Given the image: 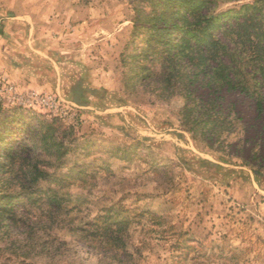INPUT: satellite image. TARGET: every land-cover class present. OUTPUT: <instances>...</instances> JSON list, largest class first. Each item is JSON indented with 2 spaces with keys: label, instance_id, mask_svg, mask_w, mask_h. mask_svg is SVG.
Listing matches in <instances>:
<instances>
[{
  "label": "rangeland",
  "instance_id": "1",
  "mask_svg": "<svg viewBox=\"0 0 264 264\" xmlns=\"http://www.w3.org/2000/svg\"><path fill=\"white\" fill-rule=\"evenodd\" d=\"M150 3L0 0V76L57 106L0 104V150L15 153L1 161L13 172L6 191L19 198L17 226L0 232V264H264V174L193 139L179 121L182 97L131 82L130 56L146 37L137 19ZM42 36L55 48L60 90L10 76L12 66L37 69L42 56L28 42ZM43 65L50 75L52 63ZM87 81L93 90L75 85ZM226 99L252 141L251 103ZM104 220L122 227V247L101 241Z\"/></svg>",
  "mask_w": 264,
  "mask_h": 264
},
{
  "label": "trees",
  "instance_id": "2",
  "mask_svg": "<svg viewBox=\"0 0 264 264\" xmlns=\"http://www.w3.org/2000/svg\"><path fill=\"white\" fill-rule=\"evenodd\" d=\"M239 1L243 0H151V12L144 20L137 19L145 24L146 37L139 54L130 56L132 71L137 70L131 82L147 81L162 95L182 97L179 121L193 139L223 158L264 174L260 150L264 135V0L217 11L221 4ZM199 87L207 90H197ZM229 94L252 105L258 121L252 141L246 137L252 125L243 123L234 105L225 104ZM43 139L47 146L55 145L47 134ZM13 154L10 146L0 150L4 174L0 177V232L16 227L19 221L18 195L6 191L7 175H13L11 162H1ZM49 200L59 205L56 197ZM103 223L101 241L111 248L122 247V227L113 229V224Z\"/></svg>",
  "mask_w": 264,
  "mask_h": 264
},
{
  "label": "crops",
  "instance_id": "3",
  "mask_svg": "<svg viewBox=\"0 0 264 264\" xmlns=\"http://www.w3.org/2000/svg\"><path fill=\"white\" fill-rule=\"evenodd\" d=\"M44 36H42V42L39 41L37 43V45L35 44H30V42H28V47H30V49L37 55H39L40 57L42 56V60L40 58V63L39 65H37V69L35 66L33 67H22L21 69H16L14 66L11 67L10 69V76L15 80V81H21L23 84H28V86L32 87H38V88H42V83L45 84L46 80H53L52 85L54 86L55 90H60V77L58 74V65L60 64L59 61L54 57L56 55L55 52V48L52 46V50L50 49L51 46L48 45V43H51L49 40H45V38H43ZM47 44V45H46ZM45 45V46H44ZM33 46V48H32ZM47 46V47H46ZM50 50H48V49ZM52 63V69H51V74L47 75V74H43L44 71L42 70V67H44L43 64H50ZM8 69L10 66H7ZM14 72H12L13 70ZM87 74L86 77H90L89 71L86 70L85 72ZM92 73V71H91ZM83 79H86L85 77H83ZM47 80V81H48ZM47 83V82H46ZM80 84L79 86L82 89H86V87H88V89L93 90L94 86H90L89 82L87 81L86 83H75V85ZM92 85V84H91ZM76 86V87H77Z\"/></svg>",
  "mask_w": 264,
  "mask_h": 264
},
{
  "label": "built area",
  "instance_id": "4",
  "mask_svg": "<svg viewBox=\"0 0 264 264\" xmlns=\"http://www.w3.org/2000/svg\"><path fill=\"white\" fill-rule=\"evenodd\" d=\"M5 76H0V104L15 105L22 109L47 106L56 109L55 99L35 92L21 93Z\"/></svg>",
  "mask_w": 264,
  "mask_h": 264
}]
</instances>
